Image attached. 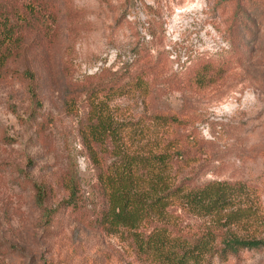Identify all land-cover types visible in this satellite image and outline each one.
<instances>
[{
	"label": "rangeland",
	"instance_id": "rangeland-1",
	"mask_svg": "<svg viewBox=\"0 0 264 264\" xmlns=\"http://www.w3.org/2000/svg\"><path fill=\"white\" fill-rule=\"evenodd\" d=\"M107 1L110 6L69 0L54 45L18 63L19 71L36 74L40 108L25 85L0 81V264H155L137 257L124 234L89 230L74 217L52 226L45 220L67 199L70 179L85 212L97 207L96 174L79 135L88 115L83 90L94 74H119L132 61V49L147 43L168 73L207 59L228 60L232 69L215 88L177 93L161 85L151 99L115 98L110 111L118 122L131 123L128 129L147 123L152 111L186 115L193 125L188 132L210 147L197 184H242L239 206L256 211L257 222L235 231L264 239V0ZM236 2L245 12L241 26L234 23ZM70 93L77 99L72 112L65 109ZM132 142L131 152L138 153ZM39 187L46 188L42 205L35 198ZM175 216L186 230L211 223L181 210ZM213 264H264V251Z\"/></svg>",
	"mask_w": 264,
	"mask_h": 264
},
{
	"label": "trees",
	"instance_id": "trees-1",
	"mask_svg": "<svg viewBox=\"0 0 264 264\" xmlns=\"http://www.w3.org/2000/svg\"><path fill=\"white\" fill-rule=\"evenodd\" d=\"M68 3L0 0V81L25 85L26 94L39 108L36 74L19 71L17 65L34 51L54 45L62 8ZM235 4L234 23L241 26L245 12L239 10V2ZM149 44L132 49V61L119 74H94L93 85L83 90L88 115L79 135L96 174L97 207L85 212L80 190L70 179L64 183L67 199L46 214V222L52 226L61 217H74L89 230L124 234L137 257L155 264H213L215 258L239 261L243 251H264V239L235 231L257 222L256 211L239 206L246 194L244 186L219 181L197 184L196 173L210 147L188 132L193 125L186 115L152 111L147 123L139 121L128 129L131 123L120 118L118 122L110 111L108 104L115 98L151 99L161 85L177 93L215 88L232 69L228 60L207 59L168 73L165 64L151 55ZM76 100L70 93L65 109L72 112ZM132 141L139 145L138 153L131 152ZM35 198L42 205L46 188H37ZM177 210L209 218L211 223L186 230L178 221L180 216H175Z\"/></svg>",
	"mask_w": 264,
	"mask_h": 264
}]
</instances>
